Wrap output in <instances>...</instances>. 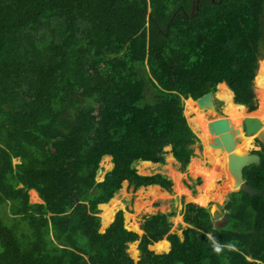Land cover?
<instances>
[{
	"label": "trees",
	"instance_id": "16d2710c",
	"mask_svg": "<svg viewBox=\"0 0 264 264\" xmlns=\"http://www.w3.org/2000/svg\"><path fill=\"white\" fill-rule=\"evenodd\" d=\"M263 57L264 0H0V206L10 203L18 231L0 216V264H264V194L231 192L220 227L186 203L182 237L170 232L174 212L145 217L140 236L126 229L112 197L124 180L170 190L134 163H163L171 145L186 167L198 138L182 97L220 83L227 115L244 114L241 104L256 108L255 83L257 114ZM252 152L260 162L243 175L264 189V147ZM105 155L113 166L97 181ZM32 189L41 202L29 201ZM100 221L112 222L100 232ZM206 232L238 251L218 256ZM134 240L138 261L126 251ZM154 241L167 252L150 250Z\"/></svg>",
	"mask_w": 264,
	"mask_h": 264
},
{
	"label": "rangeland",
	"instance_id": "374dc122",
	"mask_svg": "<svg viewBox=\"0 0 264 264\" xmlns=\"http://www.w3.org/2000/svg\"><path fill=\"white\" fill-rule=\"evenodd\" d=\"M263 58H261V59H263ZM259 63H258V65H259ZM257 69H259V68H257ZM256 72H257V70H256ZM216 91H217V86H216V90H215V93H214V99H215V104H216L215 105V108H213L212 106H208L207 107V109H208L207 112L204 111V108H199L195 104V102H191L192 103V106L193 107L195 106L194 109L198 112L199 121L203 122V125H204V128L206 130L207 135H209L211 137H214V134H211V133L208 132L207 122L210 119L217 118V117H222V116L229 117L227 115V113L224 111V103H223V101L216 97ZM254 92H255V101H256V108H257L258 105H259V99H258V91H256L255 86H254ZM184 101L185 100L182 99V103H183V114H184L187 122L189 124H192V123H190V120L188 121V118L189 119L192 118V116H191L192 112H190L187 109V114L185 115L184 111H185L186 108H185V102ZM200 115H201V117H199ZM247 115H251V116H257L258 115L260 118L263 117V115L259 114V110H258L257 114L255 112L254 113L252 112L251 114H247ZM245 116H246V114L244 113L243 115H241V117L235 118V122H234V127L235 128H240L241 129L242 119ZM241 133H242L241 139H239L237 141V144H236V147L237 148H242L244 151L259 150V148H260V141L256 138L258 132L255 133V134H253V135H251V136H249V137H251L249 140L246 139V137H245V135L243 134L242 131H241ZM199 136L200 135L197 136L198 141L195 142V144L193 145L194 155L192 156V158L201 159V160L204 161V164L206 166H209V164H208V162H207V160L205 159V156H204V143H203V141L202 142L200 141V138L201 137H199ZM208 141L212 142V139L211 140L208 139ZM208 141H206V143ZM217 149L222 154L221 155V158L223 156L222 163L225 164V166L223 167L224 168V173L221 174L218 177V179L215 180L211 184V186H210V187H213L212 188V192H211L210 195H211L212 198H216L217 200L216 201H210L206 205L200 204V203H196L195 204L194 202L188 200V196H189L188 194H190L192 196L193 195H196L197 194V191H198V187L202 183V179L200 177L201 174L199 176V174H197L196 172H191L190 170H188V165H189V163H190V161H191L192 158L189 160L188 164L186 165V167L184 169H180L179 162L176 159H175L176 161L168 162V155L169 154H172L171 148L169 146V148L168 147L167 148L164 147V152L165 153H164V162L163 163L156 162V164L154 166H152L151 168H144L143 170H140L141 167H142L141 166V161L140 160L136 161L134 163V167L136 168V170L138 169L137 172L139 174H152V173L154 174V173H160V174H163L166 177H168L171 180L172 185H171L170 190H168L169 192H168V195H167V198L166 199H162V200L161 199H157V200L151 202V206L154 207V209L152 210L153 212L152 211L151 212H144V211H137V210H135V202H136L137 197H138L137 192H138V190L140 188H143V186L142 187H138L137 189H134L132 186H130L128 184L122 185L121 188L118 191L115 192V194H114L113 197H114V199L117 202H119V200H117L115 198V196L119 197L120 203L124 206L123 209H121L122 210V216H123V223H124V225L127 226L126 225L127 224V221H125L124 213L126 212V213H133V214H135L134 216L136 217V221L138 223V228H135L137 230H132L130 228H128V229L131 230V231L136 232L140 236L142 234V232H141V230H142L141 224L144 221V217H146L148 215H151V214H154V213H157V212H163V213L174 212L173 215L169 216V220L172 222V226H171L170 232H175L180 237H182V230L186 226H188V223L186 224V222L183 219V216H184V213H183L184 212V206L186 205V203H189V202L194 203L197 206H201V207L208 208L209 209V212L211 213V215L213 217V221L216 224H218V225H222V223L224 222V216L228 212V210L225 208V205H226V202L228 201L229 196H230V193H231L230 191H227L228 188L226 187L225 179L227 178V181L229 183V186H231L232 185L233 177L230 175V172L228 171V168H227V154L228 153L225 150L223 151L220 148H217ZM233 150H235V148ZM17 161H18L17 159L14 160V162H17ZM109 162L111 163V165L107 169L105 167V165H106L107 162H104L103 161V157L100 160V162H99V168H98V171H97V174H96V180L97 181L102 180V178L104 177V174L108 170H110L112 168L113 162H111V156H110ZM169 165L173 169H175L176 171L179 172V174H176V177L178 178L180 184L183 186V188H181L180 190H176V188H174L175 185L173 183V179L171 178L172 175H171L170 169L168 168ZM161 189H163V188H161ZM35 196L37 198H35V197L33 198L32 197L33 200L29 196V201L32 202V203H34V202H41V200H39L40 198L37 195V193H36ZM175 198H177V201H175ZM180 204H182L183 206H180ZM1 206H0V216H1L2 221L7 226L12 227L14 229V231L16 232V234L18 235V231H16V229L14 228V227H16V224L13 223V221L10 220L11 219L10 217H8V216H11V213H10V203L7 202L5 204V206L2 208V211H1ZM2 212L3 213L5 212V215L4 214L2 215ZM98 216H99V214H98ZM16 221L18 222L17 223L18 224V229H23V231H27L26 228L28 227V229L30 231L29 226L27 224H25L26 222L24 223L23 220H19V219H17ZM26 225H27V227H26ZM164 237L166 238V236H164ZM165 238L163 240H165ZM158 241H160V240H158ZM137 242L139 243V240H137ZM138 243H135V244L133 243L131 245L127 244V250H126L127 253L130 254L129 251H132L133 249H135L136 250V255L140 256V254L138 253V251H139L138 250ZM169 246H170V244H169ZM148 248L150 250H152V251H155L151 245H148ZM1 249H2V247H1V244H0V250ZM162 252H164V251H162Z\"/></svg>",
	"mask_w": 264,
	"mask_h": 264
},
{
	"label": "bare ground",
	"instance_id": "6f19581e",
	"mask_svg": "<svg viewBox=\"0 0 264 264\" xmlns=\"http://www.w3.org/2000/svg\"><path fill=\"white\" fill-rule=\"evenodd\" d=\"M256 77H257V74L255 75L254 80L256 79ZM255 88L257 91V87H255ZM184 102H185V108H186L184 113H185V115L187 114V109L190 112H192V114H191L192 118H190V119L188 118V121L190 120V123H192L191 126H192L193 130L195 132H197V135H200L199 137H201L200 139H202V141L204 143V156H205V159L207 160V162L209 164V166H206L204 164V161L201 159H198V158H192L191 159V161L188 165V170H190L191 172H196L197 174H199V176L201 174L200 177L202 179V183L199 185L196 195L192 196V195L188 194L189 195L188 200L192 201L194 203H200V204L206 205L210 201H216L217 200L216 198L211 197L210 194L212 192L213 187H210V186L215 180L218 179V177L221 174L224 173L223 167L225 166V164L222 163L223 156L221 158L222 154L217 148H220L223 151H224V149L222 147L217 146V145L212 146L210 141H208V139L211 140L212 137L207 135L206 130H205L204 125H203V122L199 121L198 112L194 109L195 106L193 107L192 103H191L194 101L191 98H187V99H185ZM207 110L208 109L204 108L205 112H207ZM258 110H259V114L263 115V117H264V100L261 103V106ZM258 110H257V112H258ZM251 112H253V111H251ZM250 113H248V114H250ZM241 115H243V114H241V113L240 114H233V115H229V117H227L229 120V123L232 127H234L235 118L241 117ZM199 117H201V115ZM256 117H258L260 119V121L262 122V127H261L260 131H264V118L263 117L260 118L258 115ZM238 129H239V135H240L239 139H241V136H242L241 129L240 128H238ZM206 141H208V142L206 143ZM167 147L169 148V146H166V148ZM234 148H235L234 152L236 154H240L242 152H245L242 148H237L236 144H235ZM109 159H110L109 155L103 156V161L107 162L106 165L104 164L107 169L111 165V163L109 162ZM171 161H176L175 158L173 157V154L168 155V162H171ZM155 164L156 163H152L150 161H141L142 167L140 170H143L144 168H151ZM168 168L170 169L171 175L173 176L172 177L170 175L171 178L173 179V183L175 185L174 188H176V190H180L181 188H183V186L180 184L178 178L176 177V174H179V172L176 171L175 169H173L170 165L168 166ZM124 184H126V183H124ZM225 184H226V187L228 188L227 191H230L233 189L231 186H229L227 178L225 179ZM29 195H30V198L32 200L34 197L37 198L35 196L36 191H34V190H30ZM137 195H138V197H137V200L135 202V210L144 211V212H151L154 209V207L151 206V202L155 201L157 199H161V200L166 199L168 193L165 192L163 189H161L158 185H149V186L140 188L137 192ZM115 198L117 200H119V203H120L119 197L115 196ZM134 215L135 214H133V213H126L125 212L124 213L125 221H127V224L126 223L125 224L128 226H133L135 228H138V223H137L136 217Z\"/></svg>",
	"mask_w": 264,
	"mask_h": 264
},
{
	"label": "water",
	"instance_id": "95a60500",
	"mask_svg": "<svg viewBox=\"0 0 264 264\" xmlns=\"http://www.w3.org/2000/svg\"><path fill=\"white\" fill-rule=\"evenodd\" d=\"M259 61H260V59L258 60V63H259ZM254 78H255V76H254ZM253 83H254V79H253ZM218 84H220V83H218ZM218 84H217V86H218ZM254 86H255V84H254ZM214 93H215V91L214 92L210 91V92H207V93L203 94L202 96H200L196 99H193L192 97H187V98H191L199 108L207 109L208 106H212L213 108H215ZM187 98L182 97V99H184V100ZM239 104H241V103H239ZM242 105H244V104H242ZM244 106H245L246 116L242 119L241 131L243 132V134L245 136H251V135L258 132L256 138L260 141L261 145L264 147V132L260 131V129L262 127V122L256 116L247 115L248 113H250L253 110L246 111L247 107H246V105H244ZM189 125L192 128L191 124H189ZM207 128H208L209 133L214 134V137L211 138L212 139V142H210L211 145L212 146L217 145L219 147H222L228 153L227 154V168H228V171L230 172V175L233 177L232 185H231V187L233 189L230 190V192L242 190L243 192L251 194V195L264 194V189L253 188L251 185H249L246 182L244 175H243V168L250 165V164H258L260 162V155L256 152H249V151H245V152H242L240 154H236L234 152L235 150H233L235 147V144H237V141L240 138L239 129L232 127L230 125L227 116H222V117L210 119L207 122ZM192 130H193V128H192ZM194 133L197 135V132L194 131ZM200 141L202 142L201 139H200ZM168 146H170V148H171V145H168ZM140 161H148V160H140ZM141 175H149V174H141ZM124 183L128 184V181L124 180L122 185ZM149 185H158V184H148V185H144L143 187H146ZM158 186H160V185H158ZM140 187H142V186H140ZM163 190L167 193L169 192L167 189L163 188ZM175 201H177V198H175ZM107 202L99 203L98 208H99L100 204L107 203ZM180 206H183V205L180 204ZM114 218H115V215H114L112 221L114 220ZM110 223L107 226H103L102 222L100 221L99 231L104 232L105 229L110 225ZM214 225L217 227L221 226V225L216 224L215 222H214ZM124 227L126 229H128L125 225H124ZM141 232L143 233L144 231L141 230ZM164 238L165 237H163L162 239H164ZM162 239H160V240H162ZM165 240L171 245V243L166 238H165ZM132 242L134 244L138 243L137 240H134ZM155 242H157V241H154L150 245L152 246ZM170 247L171 246H169L167 251L170 250ZM167 251H164V252H167ZM154 252L155 253H162V252H157L156 250ZM138 253H139V251H138ZM129 255L134 259V261L139 260L138 255H131V254H129Z\"/></svg>",
	"mask_w": 264,
	"mask_h": 264
},
{
	"label": "clouds",
	"instance_id": "9594fccd",
	"mask_svg": "<svg viewBox=\"0 0 264 264\" xmlns=\"http://www.w3.org/2000/svg\"><path fill=\"white\" fill-rule=\"evenodd\" d=\"M205 235L207 237V243L209 244L213 252L218 256L224 253L225 251H231V252L238 251L235 242L232 241L223 242L221 240H218L213 232H206Z\"/></svg>",
	"mask_w": 264,
	"mask_h": 264
},
{
	"label": "flooded vegetation",
	"instance_id": "af4514ba",
	"mask_svg": "<svg viewBox=\"0 0 264 264\" xmlns=\"http://www.w3.org/2000/svg\"><path fill=\"white\" fill-rule=\"evenodd\" d=\"M234 99V98H233ZM214 102H215V100H214ZM216 105V104H215ZM247 107V106H246ZM246 111H250V110H248V108L246 109ZM259 150H261V143H260V148H259ZM252 151H257V150H252ZM251 150L249 151V152H252ZM142 186H144V185H142ZM137 189V188H136ZM119 211V210H118ZM154 214H156V213H154ZM116 215V214H115ZM149 216V215H148ZM147 217V216H146ZM145 218V217H144ZM224 221H225V216H224ZM142 225V224H141ZM142 228V227H141ZM143 230V229H142ZM142 234H144V232L142 233Z\"/></svg>",
	"mask_w": 264,
	"mask_h": 264
},
{
	"label": "crops",
	"instance_id": "0c3cea01",
	"mask_svg": "<svg viewBox=\"0 0 264 264\" xmlns=\"http://www.w3.org/2000/svg\"><path fill=\"white\" fill-rule=\"evenodd\" d=\"M32 190H34V189H32ZM35 191V190H34ZM37 193V192H36ZM38 195V194H37Z\"/></svg>",
	"mask_w": 264,
	"mask_h": 264
}]
</instances>
